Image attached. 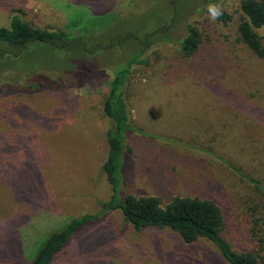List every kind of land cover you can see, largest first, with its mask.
Returning <instances> with one entry per match:
<instances>
[{
  "label": "rangeland",
  "instance_id": "obj_1",
  "mask_svg": "<svg viewBox=\"0 0 264 264\" xmlns=\"http://www.w3.org/2000/svg\"><path fill=\"white\" fill-rule=\"evenodd\" d=\"M209 4L230 19L211 22ZM13 7L33 27L67 29L83 50L34 44L0 59V88L45 79L0 97V264H29L49 234L83 215L95 219L51 264H228L208 240L136 232L102 208L111 195L102 105L141 46L125 88L137 129L125 141L124 192L163 206L212 199L231 247L258 250L249 232L264 197L234 169L264 186V59L238 40V0H0V27ZM191 26L200 45L187 57L179 43Z\"/></svg>",
  "mask_w": 264,
  "mask_h": 264
},
{
  "label": "trees",
  "instance_id": "obj_2",
  "mask_svg": "<svg viewBox=\"0 0 264 264\" xmlns=\"http://www.w3.org/2000/svg\"><path fill=\"white\" fill-rule=\"evenodd\" d=\"M238 2L241 12L236 28L238 40L258 58L264 59V0H238ZM23 15L24 11L20 7L11 8L7 25L0 27V59H18L34 44H47L58 48L72 46L73 49L83 50L80 39H73L67 29L50 30L33 27L23 20ZM229 19L230 15L224 12L219 20L226 22ZM179 44L184 56L190 57L195 54L200 45L197 29L192 26L188 27V36L182 39ZM144 50L145 46H141L138 53L128 61L124 68L115 71L114 77L109 83L108 94L103 101L101 111L103 120L107 123L105 129L107 154L102 164V172L111 188V195L106 202L102 203L103 210H120L124 220L129 222L136 232L149 227L155 230L168 228L178 233L187 244L198 239L208 240L215 245L228 264H260L261 261L264 262V213L259 215L258 209H253L257 210V217L253 219V225L249 232L251 239L258 245V250L237 252L224 237L225 218L221 208L212 199L177 196L163 206L158 197H137L124 192L125 141L132 134V130L137 129L132 124L125 88L130 67L142 56ZM29 76L30 78L25 79L21 88L18 86L13 88L10 84L3 83L4 85L0 88V97L8 96V93L24 94L29 92L27 94H30L31 90H37L35 89L37 88L36 82L45 80L44 78L34 80L36 77ZM66 77L68 76L61 77L64 82ZM34 86L36 87L32 89ZM26 87L28 89H25ZM230 168L233 169L231 166ZM234 170L241 178L250 182L253 188L264 197V186L259 181ZM118 192L121 198L118 197ZM94 219L93 215L73 218L69 223L49 234L39 245L29 264H51L64 251L71 236Z\"/></svg>",
  "mask_w": 264,
  "mask_h": 264
},
{
  "label": "clouds",
  "instance_id": "obj_3",
  "mask_svg": "<svg viewBox=\"0 0 264 264\" xmlns=\"http://www.w3.org/2000/svg\"><path fill=\"white\" fill-rule=\"evenodd\" d=\"M208 12V19L211 22L218 21L221 16L224 14V8L218 4H209L206 6Z\"/></svg>",
  "mask_w": 264,
  "mask_h": 264
}]
</instances>
